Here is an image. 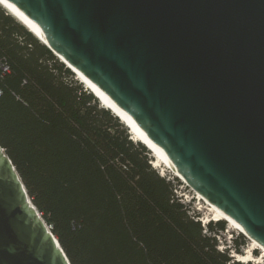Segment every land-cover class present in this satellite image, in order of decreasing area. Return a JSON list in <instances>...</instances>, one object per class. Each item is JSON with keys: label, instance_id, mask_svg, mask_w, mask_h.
<instances>
[{"label": "water", "instance_id": "obj_1", "mask_svg": "<svg viewBox=\"0 0 264 264\" xmlns=\"http://www.w3.org/2000/svg\"><path fill=\"white\" fill-rule=\"evenodd\" d=\"M8 1L264 247V0ZM0 264H71L1 144Z\"/></svg>", "mask_w": 264, "mask_h": 264}, {"label": "trees", "instance_id": "obj_2", "mask_svg": "<svg viewBox=\"0 0 264 264\" xmlns=\"http://www.w3.org/2000/svg\"><path fill=\"white\" fill-rule=\"evenodd\" d=\"M74 74L0 4V144L71 264H244Z\"/></svg>", "mask_w": 264, "mask_h": 264}, {"label": "bare ground", "instance_id": "obj_3", "mask_svg": "<svg viewBox=\"0 0 264 264\" xmlns=\"http://www.w3.org/2000/svg\"><path fill=\"white\" fill-rule=\"evenodd\" d=\"M0 4L4 6L12 15H14L24 26H26V28L30 30L38 39H40L42 42L46 41L42 29L39 26H37L33 21H31L27 16H25L20 10H18L12 3H10L8 0H0ZM57 55L61 59V61H63L64 63H66L68 67H71L73 69V71L77 76V79L80 80L82 83H84L86 87L89 90H91L95 94V96H97L100 99L101 103L104 106L112 110L115 115L121 118L131 128V133L133 134L134 139L143 140L145 144L149 147V149L154 152L153 156L155 155L158 159L157 161L155 160L152 161L154 167L164 165L167 168L171 169L179 178H182V180L185 181L184 177L175 168L174 163L171 161L167 153L159 145H157L154 141H152L149 138L147 133L138 125V123L128 113H126L121 107H119L106 93H104L93 81L87 78L79 69H77L72 64H70L62 55L60 54ZM197 195L199 199L208 203L211 210L214 211L213 220L216 219L219 220L225 218V220H227L228 222L232 223L235 226L234 227L231 224L233 228L238 229L243 234L245 233L244 228L235 219L227 215L223 210H221L216 205L209 202L201 193L197 192ZM249 239L251 240V244L249 248H247V250L242 254L234 253L233 255L237 258V260L243 263L255 262V264H262L264 259V247L254 239L251 238ZM255 250H261V255L255 257L254 256Z\"/></svg>", "mask_w": 264, "mask_h": 264}, {"label": "rangeland", "instance_id": "obj_4", "mask_svg": "<svg viewBox=\"0 0 264 264\" xmlns=\"http://www.w3.org/2000/svg\"><path fill=\"white\" fill-rule=\"evenodd\" d=\"M57 56V55H56ZM58 57V56H57ZM59 58V57H58ZM59 60H61L59 58ZM76 77V75L74 74V78ZM76 79V78H75ZM78 81V83H80L81 85L83 84L82 82H80L78 79H76ZM100 101V100H99ZM125 125V124H124ZM126 126V125H125ZM127 127V126H126ZM133 135V134H132ZM140 140H137V142H139ZM143 141V140H141ZM144 142V141H143ZM141 143V142H140ZM147 149L149 150L150 152V155H151V158L152 160L154 161H157V157L154 155L153 156V151L147 147ZM157 170L159 172L161 171H164L165 173V176L168 178V179H171V181L177 185L176 186V193L177 195L180 197V199L186 203V204H189L192 208L195 209V211L199 212V215L196 216L197 219H202V220H207L208 222L209 221H216V220H213V217H214V211L211 210V208L209 207L208 203H206L205 201L201 200L198 198V195H197V192L194 191L184 180H182V178H179L171 169L167 168L166 166L164 165H160L157 167ZM199 208V209H198ZM192 213V212H191ZM225 219V218H223ZM218 221V220H217ZM225 221V220H224ZM226 222V228L223 230V232H220L218 235V242H219V246L223 245V241L225 242V237L227 236L228 238H230L232 244H236L235 242V239H239L241 240L242 237L244 236L246 238L245 240V243L240 245L239 246V250H233L234 249V246L230 249L229 252H233L234 253H239V254H242L244 253L247 248H249L250 244H251V240L245 236L241 231L233 228L231 226L232 223L228 222L227 220L225 221ZM207 223V222H206ZM203 224V222H202ZM208 224V223H207ZM233 225V224H232ZM234 226V225H233ZM235 227V226H234ZM235 229V230H234ZM226 247V246H224ZM261 255V250H255L254 251V256L255 257H258ZM237 260V259H235ZM244 264H255V262H248V263H244ZM262 264H264V259H263V262Z\"/></svg>", "mask_w": 264, "mask_h": 264}, {"label": "built area", "instance_id": "obj_5", "mask_svg": "<svg viewBox=\"0 0 264 264\" xmlns=\"http://www.w3.org/2000/svg\"><path fill=\"white\" fill-rule=\"evenodd\" d=\"M1 66H2L3 70H8V68H9L7 65H4V64H2ZM76 79H77V77H76ZM84 88H85V90L90 91V90L86 87V85H84ZM101 105H102V103H101ZM130 134H131V133H130ZM131 138H132L134 141H137V140L134 139V137H133L132 134H131ZM152 165H153V163H152ZM153 166H154V165H153ZM156 168H157V167H156ZM160 174L163 175V176H165L164 171H161ZM200 220L203 222V225L206 227L208 221H205V220H202V219H200ZM206 222H207V223H206ZM235 229H236V228H235ZM235 229H234V230H235ZM237 230H238V229H237ZM223 243H224V242H223ZM224 246H226V245H225V244H223L222 246L220 245V246H219V249L223 251L224 249H226V247H224ZM233 254H234V251L232 252V256H233L234 259H237Z\"/></svg>", "mask_w": 264, "mask_h": 264}, {"label": "clouds", "instance_id": "obj_6", "mask_svg": "<svg viewBox=\"0 0 264 264\" xmlns=\"http://www.w3.org/2000/svg\"><path fill=\"white\" fill-rule=\"evenodd\" d=\"M85 85V84H84ZM156 168V167H155ZM157 169V168H156ZM199 209V208H198ZM225 242H224V244L226 245V248L227 249H231V246H232V242H231V240H230V238H228L227 236L225 237Z\"/></svg>", "mask_w": 264, "mask_h": 264}]
</instances>
